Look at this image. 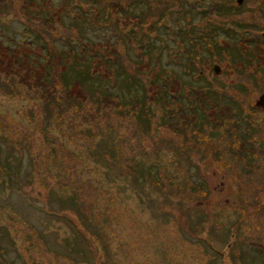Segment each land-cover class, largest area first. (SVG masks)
<instances>
[{"label": "rangeland", "instance_id": "374dc122", "mask_svg": "<svg viewBox=\"0 0 264 264\" xmlns=\"http://www.w3.org/2000/svg\"><path fill=\"white\" fill-rule=\"evenodd\" d=\"M262 33L264 0H0V264H264Z\"/></svg>", "mask_w": 264, "mask_h": 264}, {"label": "trees", "instance_id": "16d2710c", "mask_svg": "<svg viewBox=\"0 0 264 264\" xmlns=\"http://www.w3.org/2000/svg\"><path fill=\"white\" fill-rule=\"evenodd\" d=\"M94 1H91V3L93 4ZM217 8V7H216ZM218 11V9H217ZM50 14V13H49ZM140 16H136V18H138ZM114 18V22L115 23H120V19L119 17H113ZM131 21V20H129ZM129 23V25L131 27H133L135 25V22L131 21V22H127ZM137 23L138 24H141L142 23V19L139 18L137 20ZM165 23V22H164ZM181 23V22H180ZM152 25V23H151ZM154 27L156 26L155 24L153 25ZM264 35V33H262ZM191 35H193L195 37V34L191 33ZM176 44H177V47L179 46L180 48L182 47V52L181 50L179 51L177 48L175 54H177L178 57H181V55L184 57L186 56L187 59L191 62L194 61V59L196 57H198V54L197 53H194L193 52V49H195L196 45H199V42H195L194 41V44L193 46H180L181 44H178L180 43L182 40L180 39H177L176 36H173ZM189 39V38H188ZM184 42H185V38H183ZM192 40H195L194 38H192ZM204 43H202L201 45H203ZM88 46L85 45V47H94V43H89L87 44ZM82 46V45H81ZM83 49V46L81 47V52L84 53V51L82 50ZM50 51V49H49ZM43 52V50H42ZM86 52V51H85ZM50 53V56L52 57V59L56 60V61H60V62H64V55H62L61 52H59V50L55 47V48H51V51L49 52ZM85 54V53H84ZM203 59H206V57H204ZM39 64L42 65V62H39ZM85 64V63H83ZM116 64V63H115ZM79 67L81 68H78L77 70H79L80 74L78 77H75V79L72 81V82H67L65 86H68V87H71L74 83H77L79 84L85 93L88 94V96L92 99H94L95 101L98 102V98L100 97H109L110 98V101L117 105V106H121L123 104V101L121 100V97L120 96H117V95H113L109 92H107V90L109 89V87H106L104 91H101V90H93V89H90V88H86L85 85H84V82L85 83H89V84H92V85H96V84H99L102 79L104 81H114L116 84V80H118L117 78H111L107 75V77L105 76H102V75H99V76H93V75H90L89 74V70L91 68V65H87V66H81V64H79ZM85 67V68H84ZM87 68V69H86ZM86 69V70H85ZM165 71V74H162V78L164 79L165 83H162L160 84V82H158V86H160V88H162L161 92H164V91H168V88L170 86V84H176L178 86V93H177V97H175L174 99L178 100V105L180 106L179 107V110L178 112L179 113H176V114H180V117H185L187 116L189 119L192 118L191 117V114L193 113V109H196V105L194 102L192 103H189V104H184L181 100H179V97L183 94L182 92V89H185L186 90V93L191 95L192 97H194V99L197 101L198 100V103H200L202 106L203 105H207L206 104V101L209 99V98H213L210 94V90L206 87H203V86H199V85H190L188 83H185L183 79L179 78V77H176L174 76L170 71V69L168 70H164ZM166 71H168V73L170 72V74H167L166 75ZM86 77V78H85ZM60 79H62V76H60ZM165 86H167V89L165 88ZM181 89V90H180ZM163 93H160V97H163ZM147 96L146 93H144L143 91H140L138 93H136L134 95V102L139 105V111H138V114H137V118L139 121L142 122V124H145L146 126L150 125L152 123V117H154L153 115V112L155 114V111H154V108L152 105H148L146 104V100H145V97ZM181 101V102H180ZM213 103L215 104V107L214 108H219L218 107V104L216 102L213 101ZM262 107V106H260ZM223 108H225L226 110H230V108L228 106H223ZM199 116L196 117V119L198 118ZM168 121H172V123H175V120L173 117H168ZM79 199V200H78ZM76 199L77 202H79L80 204H75V206L73 207L75 210H76V216L79 217L80 221H82V226L85 228H87L88 226V218L86 216H83V213H85L84 211V203L82 202V200L80 198ZM77 230L79 231V227H78V222L75 224ZM86 231H88L89 229H86ZM90 234V233H89Z\"/></svg>", "mask_w": 264, "mask_h": 264}, {"label": "water", "instance_id": "95a60500", "mask_svg": "<svg viewBox=\"0 0 264 264\" xmlns=\"http://www.w3.org/2000/svg\"><path fill=\"white\" fill-rule=\"evenodd\" d=\"M238 1L241 2L242 0H238ZM256 103L257 105L264 107V92L259 96Z\"/></svg>", "mask_w": 264, "mask_h": 264}]
</instances>
